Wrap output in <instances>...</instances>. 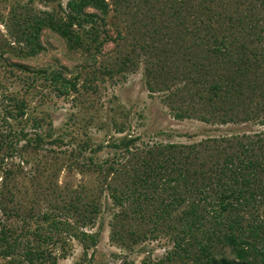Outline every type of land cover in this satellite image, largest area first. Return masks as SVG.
<instances>
[{
	"label": "rangeland",
	"instance_id": "rangeland-1",
	"mask_svg": "<svg viewBox=\"0 0 264 264\" xmlns=\"http://www.w3.org/2000/svg\"><path fill=\"white\" fill-rule=\"evenodd\" d=\"M67 1L0 0V264H27L24 252L33 247L45 251L46 264L52 258L56 264H208L185 240L180 247L187 251L176 250L171 228H181L177 216L183 208L159 218L154 201L138 214L143 207L137 201L117 204L112 194L124 192L142 159L163 160L173 150H189L183 147L196 145L210 167L216 146L234 153L237 140L264 135V112L226 125L174 119L166 95L183 88L193 64L204 62L198 41L182 35L176 40L180 20L171 13L181 0L154 1L151 7L135 0L126 8L107 0L110 11L95 25L96 42L83 38L73 46L43 28L41 49L29 55L19 25L27 16H63ZM197 3L192 2L200 7ZM208 4L234 18L247 13L241 0ZM257 9L264 28V8ZM255 33L264 48V31ZM54 78L74 84L76 91L59 95ZM16 103L23 105V117L11 112ZM127 139L134 141L128 152L114 148ZM163 188L154 192L156 198H167L170 190ZM254 212L264 218V207ZM209 257L233 258L218 246Z\"/></svg>",
	"mask_w": 264,
	"mask_h": 264
},
{
	"label": "trees",
	"instance_id": "trees-1",
	"mask_svg": "<svg viewBox=\"0 0 264 264\" xmlns=\"http://www.w3.org/2000/svg\"><path fill=\"white\" fill-rule=\"evenodd\" d=\"M132 1L135 0H115L117 5L124 3L125 8ZM154 1L160 0H138L150 7ZM194 1L181 0V7H174L171 13L174 20H180L175 26L176 40L182 35L192 37L194 43L198 41L197 45L203 47L204 60L193 64L194 71L186 75L183 88L175 87L166 95L173 104H187L185 109L169 104L170 110L175 111L174 119L226 125L258 118L264 112V48L262 38L255 32L264 31L259 26L263 19L257 14V8H264V0H241L247 5V13L244 17L240 13L237 18L227 12L211 10L208 3L213 0H196L200 7H195ZM182 7L187 10H184L185 17L180 18ZM65 8L63 16L50 13L27 16V23L19 25V39L29 47V55L41 49L38 36L43 28L57 33L73 46H80L83 38L97 41L95 25L108 15V1L68 0ZM88 8L99 14L86 13ZM238 34L245 35L248 42H241ZM158 68L155 73L160 79L158 73H162L164 67ZM52 81L59 86V95L76 91L74 84L63 79ZM256 97L260 100L252 108L251 103ZM11 110L16 116H24L21 104L16 103ZM133 142V139L122 140L114 148L128 152ZM41 144L37 138L35 145ZM195 146L183 147L189 149L184 151L173 150L163 160L156 156L142 159L140 168L133 170L130 184H126L120 195L112 194L113 200L117 204L122 200L137 201L143 207L138 209V214L157 201L159 218L169 217L175 210L183 208L177 216L181 228H171L176 231V250L187 251L180 247L185 240L187 247L197 246L208 264H264V218L254 212L264 207V135L245 143L237 140L234 153L216 146L210 167L206 159L200 160ZM166 148L177 147L168 145ZM159 186H165V192L170 190L167 198H156L154 192ZM128 190L130 192L126 193ZM91 211L95 212L96 208L92 207ZM91 244L95 246V240L92 239ZM83 246L87 249L86 244ZM217 246L228 248L233 258L209 257L210 250ZM44 254L45 251L38 247L28 248L24 252L25 261L27 264H46ZM56 263L57 260L52 258L49 264Z\"/></svg>",
	"mask_w": 264,
	"mask_h": 264
}]
</instances>
